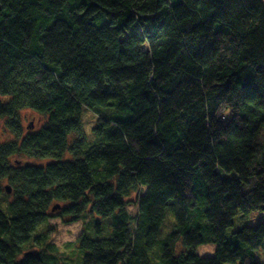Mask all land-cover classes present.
Segmentation results:
<instances>
[{
	"label": "trees",
	"instance_id": "obj_1",
	"mask_svg": "<svg viewBox=\"0 0 264 264\" xmlns=\"http://www.w3.org/2000/svg\"><path fill=\"white\" fill-rule=\"evenodd\" d=\"M261 109L264 0H0V252L264 264V222L228 232L264 211ZM55 216L83 221L76 241L51 240Z\"/></svg>",
	"mask_w": 264,
	"mask_h": 264
},
{
	"label": "rangeland",
	"instance_id": "obj_2",
	"mask_svg": "<svg viewBox=\"0 0 264 264\" xmlns=\"http://www.w3.org/2000/svg\"><path fill=\"white\" fill-rule=\"evenodd\" d=\"M86 110L84 111L85 114ZM26 114L30 115H35V120H37V114L32 112V111H25ZM31 117V116H30ZM92 114L90 112H86L85 114V126L87 125H94L95 122H93V119L91 118ZM26 124L29 123L28 120L25 121ZM130 211L135 213V206H129ZM67 220V219H66ZM90 220V217H89ZM112 219L109 217L107 219H104V224L102 227L101 232H97L95 229L92 231L88 230L89 236L95 238V237H107L112 234V226H110V221ZM260 222H264V211H252L247 214H240L239 216H236L234 218V223L233 225L229 228V233L232 231H236L240 229L241 227L245 225H251V226H257ZM51 223L56 226V229L53 233H51V240L58 245H64L67 242H74L78 238V236L83 232V221L78 220V221H72V222H65L62 218L60 217H52L51 218ZM91 224V222H89ZM183 250H177V253H180ZM216 251V244L212 242L208 243H203L199 245L196 248V252L199 253L200 255L204 256H210L214 255ZM259 259L264 263V253L260 252L259 253Z\"/></svg>",
	"mask_w": 264,
	"mask_h": 264
},
{
	"label": "clouds",
	"instance_id": "obj_3",
	"mask_svg": "<svg viewBox=\"0 0 264 264\" xmlns=\"http://www.w3.org/2000/svg\"><path fill=\"white\" fill-rule=\"evenodd\" d=\"M126 83H133V81H126ZM4 99H7V97H4ZM97 106L98 107H102V108L104 107V105H97ZM252 106H255V105H252ZM105 110L115 111V109H105ZM228 110H230V109H228ZM260 111L261 112H264V109H261ZM95 119L96 118L93 117V122H95ZM91 127H92V125H87L85 130L89 134L90 137L94 138V137L97 136V134L91 132ZM66 131H67V141H68V143H70L75 136L81 135V133H79L75 129L66 130ZM260 137H261V140H264V128H262L261 131H260ZM126 139H127V137H126ZM45 142L48 143V141H45ZM69 155H71V154H69ZM261 156H264V153H262ZM61 182H66V181H61ZM8 238H9L8 236H3V239H6L7 240ZM19 247L21 249H23L24 251H27L28 250L27 245H25V244H19ZM258 251H261V250H258ZM0 255L5 256L9 260V264H12V261L19 260V259L22 258L23 251H16L15 256H11V255H9V253H2V252H0ZM0 264H3V262L0 261Z\"/></svg>",
	"mask_w": 264,
	"mask_h": 264
},
{
	"label": "water",
	"instance_id": "obj_4",
	"mask_svg": "<svg viewBox=\"0 0 264 264\" xmlns=\"http://www.w3.org/2000/svg\"><path fill=\"white\" fill-rule=\"evenodd\" d=\"M5 187H6V190H7L9 193L12 191V189H11V186H10V185H6Z\"/></svg>",
	"mask_w": 264,
	"mask_h": 264
}]
</instances>
